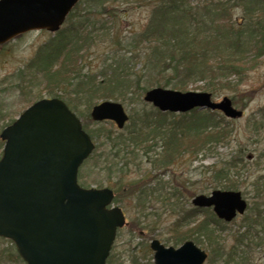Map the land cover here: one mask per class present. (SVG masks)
Listing matches in <instances>:
<instances>
[{"label":"trees","instance_id":"trees-1","mask_svg":"<svg viewBox=\"0 0 264 264\" xmlns=\"http://www.w3.org/2000/svg\"><path fill=\"white\" fill-rule=\"evenodd\" d=\"M117 2H138L154 6L139 43L143 42L145 49L150 50L146 64L149 74L158 77L155 82L150 83L152 80L148 73L143 74L142 79L136 73H130L127 62H130L131 57L125 61L126 55L122 54L116 66L110 65V71L106 68L98 76L84 73L82 65L77 68V61L83 59L82 53H86L91 42V32L106 28L107 23L111 25L109 29L113 28V25L105 20V16H111L113 20L118 16L107 6ZM240 2L250 18V25L241 30L231 23H221L223 18H228L227 6L230 1L216 3L201 0L194 4L190 0H82L69 15V20H72L80 7L84 6L83 11L77 14L78 24L56 33L54 41L39 49L28 66L31 73H27V83L33 84L41 78L48 87L47 93L53 98L62 99L70 108L80 99L89 102L94 98L119 100L124 97L131 102L135 88H142V92L147 90L146 86L141 85V82L147 79L150 80L147 87H174L184 92L187 88L179 83L184 77H208L210 84L216 87L220 84L214 83L226 82L231 76L242 75L241 67L247 69V66H254L258 58L264 56V20L256 21L257 24L253 20L256 12H264V0ZM159 77L161 80H158ZM138 99L139 103H142L143 95ZM169 117L172 120L168 121ZM138 118L139 123L133 120L135 123L125 126L123 131L115 130L112 122L96 123L98 130L90 134L97 147L82 167H93L98 174L107 172L117 185L116 191L123 192L121 194H125V197H135L142 208L156 193L159 194V199L162 198L160 192L163 190V184L157 181L158 187H162L159 189L149 187L154 179L123 184L128 168L134 164L139 165L137 162L140 156L149 158L153 169L160 170L187 153L198 156L215 149L226 139L230 127L225 117L211 110L196 109L185 114L161 113L158 110L152 114L142 111ZM86 119H91L90 114L83 122L87 131ZM107 124L111 125L110 128H103ZM252 126L256 133L264 128L257 122ZM159 144L161 150H156ZM241 165H244L241 159L226 158L220 169L211 172L209 177L219 187L221 185L227 188V191L234 190L232 187L236 181L233 179L241 177ZM79 182L81 186L91 188L85 185L82 174ZM96 187L102 188L100 184ZM250 188L255 203L250 208L251 214L247 215L241 227L233 232L235 245L230 251L225 250L222 238V232L228 223L220 221L212 209L189 208L185 216H180L172 224L173 229L178 232L174 244L178 245L187 240L201 244L202 240L209 247V260L212 262L218 260L228 264L238 260L241 263L245 261L247 256L244 246L250 248L255 244L260 247L264 245V175L255 178ZM167 195L168 198L163 203L177 212L178 205L172 204V196L175 194ZM117 201L116 197L115 202ZM200 212H204L205 218L198 222ZM184 220L189 231L186 236V232L180 231Z\"/></svg>","mask_w":264,"mask_h":264},{"label":"rangeland","instance_id":"rangeland-1","mask_svg":"<svg viewBox=\"0 0 264 264\" xmlns=\"http://www.w3.org/2000/svg\"><path fill=\"white\" fill-rule=\"evenodd\" d=\"M190 1L194 4L201 2V0ZM211 1L216 3L230 1V5L227 6L228 18L221 20L223 25L224 23H231L234 27L239 28V30L245 29L250 25V18L247 16L243 3L240 0ZM107 6L118 15L114 20L111 16H105V20L109 21L113 25V28L109 29L111 25L107 23L108 28L106 27L91 32V42L88 45L86 53H82L83 59L77 61V68L82 65L84 73L89 72L91 75L98 76L106 68L110 71V65L116 66V62L122 54L126 55L125 61L131 57L130 62H127L128 68L131 70L130 73H136L142 79L143 74H149L146 63L150 55V50L145 49V44L143 42L139 43V41L141 40L143 31L148 26L154 6L138 4V2H117L108 4ZM83 8L84 6L80 7L72 20L68 18L61 27L62 31L72 25L76 27L79 20L77 14L82 12ZM263 15L264 12H256L253 15L254 23L257 24L256 21L264 20ZM108 33L109 35L107 36ZM56 36V33L52 34L45 30L43 32L32 31V33L24 34L1 46L0 134L7 124L15 121L36 100L50 97L47 93L48 87L45 86L41 78L34 81L33 84L27 83V73H31L28 70V66L32 63L39 49L49 45L54 41ZM241 69L243 70L242 75L231 76L226 82H216L214 83L215 85L220 84L216 87L210 84L208 77L204 79H200L198 76L184 77L179 82L187 88L185 91L210 93L215 102L229 97L237 109L244 111V117L234 121L225 117L226 121L230 123V127L228 128L229 133L223 143H220L218 147L213 148V150L207 153L198 154V156L187 153L176 158L174 163L160 170L153 169L152 164L149 163V158L140 156L137 162L139 165L136 164V166L134 164L128 168L123 184L127 185L139 180L145 182V180L154 179L149 187L156 188L159 186L157 181L161 182L163 184V190L160 192L161 199H159V194L156 193V196L147 200L144 205L145 207L142 208L141 205H138L135 197H125V194H121L123 192L116 191L117 185L114 179L109 177L107 172L103 171L98 174L97 171L93 170V167L83 166L81 168L80 177L82 174L86 186L96 187L100 184L102 188L108 187L113 189L115 196L118 194L116 196L118 201L113 206L119 207L127 220L126 226L118 231L108 264H154V252L150 248V243L153 240L160 241L168 248H180L184 242H180L178 245L174 244L175 236L178 232H176V229H173L172 224L180 216H185L189 208H194L191 203L194 198L199 195L210 196L212 191L215 190H228L221 185L219 187L218 184H214L209 176L211 172L220 169L223 161L230 157L241 159L244 162V165H241L240 168L242 175L238 179H233L236 182L232 188L234 191L240 192L246 201H248L246 213L243 216H238L231 223H228L222 232L225 250L228 252L234 247L235 240L232 234L241 227L243 219L251 214L250 208L255 203L250 184H252L255 178L264 175V128L258 133L252 128L254 122H257L259 126L260 124L264 126V56L258 58L254 66H247V69L241 67ZM22 77L24 80H22ZM149 77L152 81L147 79L145 80L147 82H141L142 87L146 86L147 90L142 92V88H135L136 92L131 102L128 98L126 99L124 97L119 100L94 98L89 102L80 99L78 102L73 101L74 106H71V109L83 123L88 114L91 113L90 110L92 107L102 102L113 101L125 107L129 119L132 120H129L126 126H130L135 122L137 123L142 111H147L152 114L153 111H157L152 105L145 102L144 99H142V103H139L138 99L140 95L144 96L147 91L156 88V86H147L149 81L150 83L155 82L158 77H155L154 74H149ZM158 80H161V78L159 77ZM176 81L178 82V80ZM163 88L165 87L163 86ZM168 89L180 91L174 87H169ZM169 118L168 121L172 120L171 117ZM90 120H87L86 132L88 134L98 130L96 123ZM110 126V124H107L103 128H110ZM114 126L117 131L124 130H119L115 124ZM160 147L161 144L158 145L156 150H161ZM3 149V141L0 138V157ZM159 188L162 187H158L157 189ZM167 193L175 194L172 196L174 198L172 204L178 205L179 210L177 212L172 211L169 205L165 206L163 203L168 198ZM204 218V212H200L197 220L199 222ZM182 222L184 223L180 231H183V233L186 232V236L189 234V231L185 227L186 221L184 220ZM200 243L195 244L201 250L203 249L210 254L206 242L203 243L201 240ZM244 252L247 256L245 261L241 263L238 260L228 264H264V245L260 247L255 244L251 245L250 248L244 246ZM0 264H25L23 259L17 254L16 245L12 240H7L2 237H0ZM205 264L224 263L218 260L213 262L208 260Z\"/></svg>","mask_w":264,"mask_h":264},{"label":"water","instance_id":"water-1","mask_svg":"<svg viewBox=\"0 0 264 264\" xmlns=\"http://www.w3.org/2000/svg\"><path fill=\"white\" fill-rule=\"evenodd\" d=\"M81 0H0V46L32 31L61 29ZM144 99L161 112L185 114L220 111L239 119L243 111L227 97L215 102L210 93L153 88ZM93 121H112L118 129L128 122L124 106L103 102L91 111ZM0 138V237L12 240L25 264H107L125 217L113 207L107 188L86 189L78 184L81 165L95 149L80 119L60 99L35 103ZM192 203L211 208L227 223L243 215L247 201L240 192L213 191ZM154 264H204L207 253L193 241L180 248L153 240Z\"/></svg>","mask_w":264,"mask_h":264},{"label":"flooded vegetation","instance_id":"flooded-vegetation-1","mask_svg":"<svg viewBox=\"0 0 264 264\" xmlns=\"http://www.w3.org/2000/svg\"><path fill=\"white\" fill-rule=\"evenodd\" d=\"M261 14H263V13H261ZM263 18H264V15L262 16ZM262 19V18H261Z\"/></svg>","mask_w":264,"mask_h":264}]
</instances>
